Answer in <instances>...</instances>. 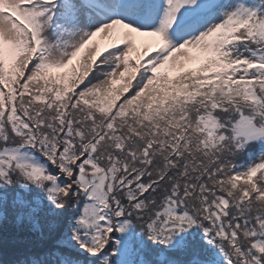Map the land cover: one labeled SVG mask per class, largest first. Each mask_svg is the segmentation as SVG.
Listing matches in <instances>:
<instances>
[{
	"label": "snow or ice",
	"instance_id": "snow-or-ice-1",
	"mask_svg": "<svg viewBox=\"0 0 264 264\" xmlns=\"http://www.w3.org/2000/svg\"><path fill=\"white\" fill-rule=\"evenodd\" d=\"M0 264H264V0H0Z\"/></svg>",
	"mask_w": 264,
	"mask_h": 264
},
{
	"label": "trees",
	"instance_id": "trees-1",
	"mask_svg": "<svg viewBox=\"0 0 264 264\" xmlns=\"http://www.w3.org/2000/svg\"><path fill=\"white\" fill-rule=\"evenodd\" d=\"M4 257L3 256H0V259H3Z\"/></svg>",
	"mask_w": 264,
	"mask_h": 264
}]
</instances>
